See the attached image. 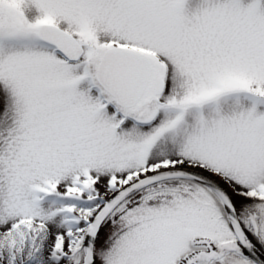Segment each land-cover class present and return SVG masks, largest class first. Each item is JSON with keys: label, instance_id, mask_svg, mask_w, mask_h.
Wrapping results in <instances>:
<instances>
[{"label": "snow or ice", "instance_id": "1", "mask_svg": "<svg viewBox=\"0 0 264 264\" xmlns=\"http://www.w3.org/2000/svg\"><path fill=\"white\" fill-rule=\"evenodd\" d=\"M0 264H264V0H0Z\"/></svg>", "mask_w": 264, "mask_h": 264}]
</instances>
